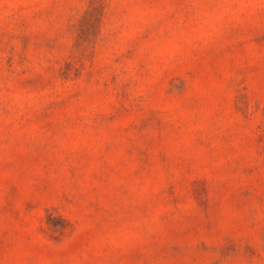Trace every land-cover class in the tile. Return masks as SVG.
Returning <instances> with one entry per match:
<instances>
[{
    "label": "rangeland",
    "instance_id": "obj_1",
    "mask_svg": "<svg viewBox=\"0 0 264 264\" xmlns=\"http://www.w3.org/2000/svg\"><path fill=\"white\" fill-rule=\"evenodd\" d=\"M0 264H264V0H0Z\"/></svg>",
    "mask_w": 264,
    "mask_h": 264
}]
</instances>
